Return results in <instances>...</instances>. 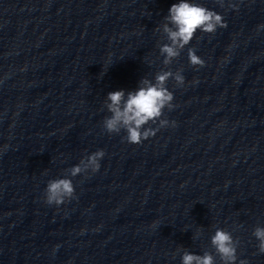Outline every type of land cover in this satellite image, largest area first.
I'll use <instances>...</instances> for the list:
<instances>
[{
    "label": "clouds",
    "instance_id": "9594fccd",
    "mask_svg": "<svg viewBox=\"0 0 264 264\" xmlns=\"http://www.w3.org/2000/svg\"><path fill=\"white\" fill-rule=\"evenodd\" d=\"M217 3L221 7L224 6V0H217ZM164 21L156 31L162 30L168 40V43L159 47L160 54L164 57L163 64L165 66L170 65L174 59L180 56L181 51L190 44L197 31L211 34L217 28L227 27L221 14L195 3L194 0H178L173 3L168 15L164 17ZM188 59L192 66H204V60L196 54L194 48H188ZM170 78L174 79L177 86H182L185 83L182 69L175 72L161 70L156 73L154 81L143 77L136 90L109 92L106 96L105 106L111 115L104 118V129L110 134L124 130L128 143L140 144L154 136L159 130L158 128L145 127L146 125L159 121L160 127L167 126L169 121L161 119V117L165 108L171 110L174 107L172 104L173 93L166 87ZM104 155L105 152L102 149L97 150L81 159L77 165L66 169L67 175L64 178L49 180L44 191L45 202L48 205L60 206L75 198V186L70 177L87 174L89 171L92 173L99 171L100 160ZM196 235L197 237L200 235L199 230ZM252 235L258 241V253L264 254V227H255ZM210 243L215 255L210 251H204L203 255H198L183 250L182 264H217V256L220 264H237L239 241L234 239L231 232L217 228L214 235L211 236ZM239 264H248V261L242 259L239 260Z\"/></svg>",
    "mask_w": 264,
    "mask_h": 264
}]
</instances>
